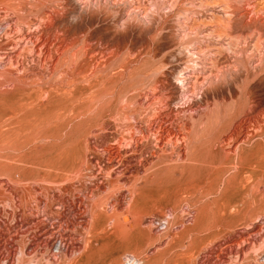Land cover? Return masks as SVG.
<instances>
[{
    "label": "rangeland",
    "instance_id": "374dc122",
    "mask_svg": "<svg viewBox=\"0 0 264 264\" xmlns=\"http://www.w3.org/2000/svg\"><path fill=\"white\" fill-rule=\"evenodd\" d=\"M18 1L22 5L21 11H12L11 20L24 18L21 20L35 21L46 13L51 14L57 10L61 14L59 17L53 14L54 29L57 27L63 31L66 39H76V45L79 46L85 37H90L91 45L96 50L114 54L106 66L102 64L97 71V75L100 76L109 72L108 79H101L105 87L103 85L99 88L100 83L97 86L99 91L97 87L80 90L78 95H82L84 99L111 93L113 95L111 99L109 98V103L121 108L126 106L128 98L137 97L139 86L142 87L143 93L158 88V97L159 95L164 97V93L170 97L171 116L180 114L185 119H189L191 114L194 115V120L191 122L197 123L195 130L198 132L203 127L213 128L219 123L218 117H221L225 110L243 99V95L238 93L236 97L225 99L221 105L219 104L220 106L214 105L213 98L217 96L215 94L219 88L211 90L210 87L225 78L229 82L226 86H219L220 88L229 89L228 85L231 82L238 92L241 91L238 88L247 87L248 93H251L248 95L249 107L243 110L237 121L243 118L250 123L259 119L264 112V0H10L9 5H15ZM36 14H40L39 17ZM90 21L93 23L90 24ZM0 27L2 28L1 22ZM1 28L0 36L3 33ZM188 62H219L220 64L217 63V70H213V75L210 74L209 69L201 74L198 72L192 74L190 70H186ZM2 69L0 67V73L4 70ZM164 72H166L165 77ZM235 72H238L239 76ZM118 74L122 75L119 77ZM87 75H89L88 71L80 77L84 78ZM182 76L185 77L184 86H181L179 81ZM56 80L55 77L46 88L53 89ZM139 82L140 84L144 82L145 85H140ZM13 83H16L15 76L7 78L6 82L0 77V103L2 102L0 108H3L0 109V114L12 106V99L9 100V97L4 101V98L12 93ZM77 83L81 86L85 84L81 80ZM30 88L32 86L22 85L18 95L27 92L28 89L32 90ZM71 90L74 89L64 87L60 94H67ZM202 97L209 100V107L202 105L204 104L201 103ZM197 101H200L199 104ZM89 103L85 100L66 112L60 111L62 113L59 112L60 115L51 114L53 118L49 124L44 125L48 128L41 136L36 133H39L43 126H32L30 131L25 132L24 137L17 140L20 153H13L12 149L10 150L16 145L15 136L9 135V140L5 136L7 125H0V136L1 133L4 136L0 137V182L7 181L9 173L12 174V170L4 166L16 164L17 157V160L23 158L26 161L24 165L26 167L37 164L39 157H49V162H43V166L37 169L44 170L43 167L65 165L68 166L67 176L72 175L74 165L83 164L87 157L95 159L96 156L91 155L93 153L89 152L87 147H97L103 141L111 142L120 132L114 131L113 126L109 127L110 124L106 126L108 127L106 130L93 126L92 124L98 119L97 111L102 104ZM88 108L90 110L94 108L92 113H85ZM116 114L117 111L111 117L114 118ZM57 116L62 117L63 121ZM138 126L147 133L144 124ZM217 132V128L212 129L207 136H204L207 140L204 137L195 140L197 142H194V145L197 143L202 146L190 151V155L188 154L183 161L176 160L174 156L165 163L166 168L164 163L154 161L147 167L150 175L147 184L140 183L136 188L139 192L129 194L128 190L118 189L109 193L97 212L95 227L85 236L87 241L82 242L85 249L74 254L69 260H64L61 256L58 264H123V258L127 255L138 258L143 264H219L221 255L227 254L226 251H221L222 244L237 240L245 227L260 226V223L264 222V134L252 140L250 146L244 147L242 154L250 151L249 154L242 157L238 153L229 161L223 154L209 155L214 144L212 137ZM43 143L49 147L40 148L37 152H29L34 144L43 147ZM152 146L151 139L148 148ZM99 156L105 158L103 154ZM137 158L142 157L141 155L134 157ZM134 159L131 161L134 162ZM146 159L149 157L146 156ZM193 166L196 168L192 169ZM239 168H243V171L237 174L234 170L238 171ZM158 176L162 178L159 180ZM26 178L31 186L35 184L37 176L29 170ZM149 185L153 188L150 189ZM177 188L183 191L176 192ZM127 193L137 197L132 204L135 220L128 209L115 212L106 209L109 208L110 203L118 200H122L125 207V204L130 202ZM169 212L174 214V217H171L173 220L167 219L171 221L170 227L162 224ZM65 216L71 218L73 216L71 210L66 212ZM5 218L3 215L0 216V235L5 231L7 233L8 224L9 227L14 226L13 222ZM151 222L154 224H150ZM59 229V224H55L53 230L55 234L60 231ZM4 245L5 241L0 240V250L6 252ZM58 247L54 253H58ZM251 257H254V254H251ZM262 261L264 262V259L258 263L264 264ZM248 263L258 264L254 260Z\"/></svg>",
    "mask_w": 264,
    "mask_h": 264
},
{
    "label": "bare ground",
    "instance_id": "6f19581e",
    "mask_svg": "<svg viewBox=\"0 0 264 264\" xmlns=\"http://www.w3.org/2000/svg\"><path fill=\"white\" fill-rule=\"evenodd\" d=\"M9 3L10 0H0V22L3 28L0 27L3 30L0 36V67L4 69H2L3 71H1L0 77L6 82L7 78L9 79L11 76H15L16 83H13L12 93L4 98L5 101L10 97L9 100L12 99L11 102L13 103L11 107L4 110L3 113L1 112L0 125L5 124L8 127L5 133L6 137L9 138V135L15 136L16 145H14L13 148L9 147L10 150L12 149L13 153H20L21 149L17 147V140L24 137L26 135L25 132L30 131L32 126H43L40 132L36 133L41 136L44 130L48 128L44 125L49 124L50 120L53 118L51 114H59L60 111L66 112V110L73 108L76 104L85 100L90 103L99 102L102 104H100L101 107L97 111L98 119L92 124L93 126H99L102 127V130H106V128L108 129L106 126L110 124L109 127L113 126L115 129L114 131L120 133L119 135L117 134L118 137L116 136V138H113L111 142L103 141L99 146L93 148L88 146L87 150L93 153L91 155L96 156L95 159L87 157V160H85L83 164L74 165L71 176H67L68 166L65 165L63 167H43L44 170L37 169L43 166V162H49V157H39L37 164L30 163L32 164L30 167L24 166L26 161H24L23 158L17 160V157L16 164H6L4 166L8 170H12V174L10 175L9 173L7 181L0 182V216L3 215L6 217L5 219L13 222L14 226L12 228L9 227L8 224V226H6L7 233L5 231V235H0V240L5 241L3 248L5 247L4 250L6 251L3 252V249L0 250V264H58L61 256L64 260H69L74 254L85 249L83 248L82 242H85L87 239H85V236L95 227L97 223V212L102 205V201L109 193L118 189L128 190L129 194L132 192H139V190L136 189L139 186L138 184H147V180L150 177L147 171L148 166L158 160L160 164L164 163L165 167V163L174 156L176 160L183 161L190 151L199 149L200 146H202L197 143L194 145V142H197L195 140L199 137L203 138L207 136L212 129L216 130L217 128L218 132L212 137L214 138V144L212 142L213 146L209 155L223 154L228 157L227 160L229 161L232 160L234 156L236 157L238 153L241 154L242 157L249 154L250 151H246L242 154L244 147L250 146L252 140L260 136V134H264V112L261 113L259 119L257 118L255 121H250V123H248L249 120L246 121L243 118L237 121L243 110L249 107L250 98L248 95L250 92L248 93L249 89L247 87L242 89L238 88L241 90L238 92V90L234 88V83L231 82L228 85V88L230 87L229 89H227V87L224 89L220 88L219 86H226L228 84L229 81L225 80V78L220 79L221 81H218V83H215L216 85L210 87L211 90H217V88H219L215 94L217 96L213 98L214 102L213 99H211L214 105L217 107L219 104L221 105V102L225 99L231 96L236 97L238 93L243 95V99L238 103L235 102L236 105H232V107L225 110L224 114L218 117L219 123L213 128H201V126L198 132L195 130L197 123H194V121L193 123L191 122L194 120V115L192 116L191 114V118L189 119H185L180 114H176L174 117L171 116L169 107L170 97L165 93L164 97H161V95L158 97V88L153 90L150 89L151 91L143 93L142 87L139 86L140 91H138L137 97L133 98V96L132 98H128V100L125 99L127 100V104L121 108H116L117 106L114 107V105L109 103V98L113 95L111 93L105 95L98 94L95 97L87 99L85 97L84 99L82 95H78L80 90L95 88L101 83V79H108L109 72L100 76L97 75V71L102 64H104L105 67L114 54L107 53V51L104 50H96L95 47L91 45L90 37H85L84 41H82L83 43L79 46L76 45V39H66V35L63 31L57 27L54 29L55 16L53 18V14L57 17L61 14L57 10L51 14L46 13L43 17L41 16V18H35L37 19L35 21L32 19L22 21L24 18H21L22 20L18 18L15 21L10 19V17H12L10 14H12L11 12L14 10L21 11L22 5L20 1L16 2L15 5H9ZM89 23L91 24L93 21ZM217 63L219 62H188L186 70H190L192 74H196V72L201 74V72L204 73L205 70L209 69L210 74L213 75V70H217ZM126 70H128V68H126ZM87 71L89 75L81 78L80 76ZM166 72H164V77L166 76ZM239 74H241V72ZM239 74L237 75L239 76ZM121 75L122 74H118L119 77ZM55 77L57 80L54 82L55 84H53L55 86H52L53 89H50V87L46 88ZM182 77L183 78H180L179 81L181 86H184L185 77ZM80 80L86 85H79L80 83L78 84L77 82ZM147 82L146 84H148ZM258 82L259 81H257V84ZM143 84L144 82L140 85ZM22 85H30V87L32 86V88H30L32 90L28 89L27 92L22 91L23 93L18 95ZM103 85L104 82L99 85V88ZM147 86H145V88ZM64 87L73 88L74 90H71L67 94H60V91H62ZM99 88L98 91L100 90ZM7 89L9 88L7 87ZM101 90L103 89L101 88ZM114 90L115 88H113L112 91ZM23 102L26 103L23 104ZM201 103H204L202 105H206L205 107L210 106V102L206 98L202 97ZM214 105L213 107H215ZM192 107L193 106H191V108ZM0 109L2 110L3 108ZM93 109L86 110L85 113H92L91 111ZM116 111L117 114L114 118L111 117ZM6 117H8V119H6ZM57 118L62 120L60 116H57ZM69 121H73V119H69ZM139 124H144L147 127V133H144L140 129L141 127L139 128ZM92 135H94V133ZM2 136L1 133L0 137ZM151 139L153 140V146L148 148ZM206 140L205 144L207 143ZM191 144L193 145L191 146ZM47 147L49 146L45 144L43 147L34 144L29 152H37L38 149H46ZM100 154L105 155V158H101V156H99ZM137 155H141L143 159H134ZM19 156L21 155L19 154ZM146 156H148L150 160L146 159ZM194 156L196 157V154ZM239 157L238 159L241 158ZM194 158L192 157V159ZM133 159L135 160L134 162L131 161ZM186 160H188V158ZM202 166H204V164ZM195 168L193 166L192 169ZM29 170H32L37 176V178H35V184L31 186L27 183L26 178V173ZM85 171L88 173H85ZM234 171L239 174L243 171V168ZM187 174L189 173L187 172ZM161 175L163 176L164 174ZM190 175H192V173ZM161 178L162 177H160L159 180ZM152 188L151 186L150 189ZM180 190L181 189L177 188L176 192ZM49 191L51 192L48 194ZM126 195H128V193ZM136 200V196H130V202L128 204L126 203L125 207L122 200H118L115 203H113V201L109 204V208L106 209H110V211L114 212L120 209H124L125 211L128 209L131 211V216L134 219L132 204ZM146 206H148V204ZM69 210H71L73 214L71 218L65 216L66 212ZM106 211L107 210H105V212ZM171 217H174V214L169 212L165 216L162 224L170 227L171 221H167V219L170 218L173 220ZM152 223L154 224V222L150 224ZM55 224H59L60 227V231H58L57 234L53 231L55 229ZM260 224V226L255 227L252 225L248 226V228L245 227L237 240L230 241L226 244L221 243L222 245L220 248L223 250H220L222 252L226 251L227 254L224 255L223 253V255H221L219 264H245L250 262V260H254L255 263H258L260 260L264 259V222ZM11 230H13L12 233ZM57 247L58 253H54ZM251 254H254V257H251ZM262 263L264 262L262 261Z\"/></svg>",
    "mask_w": 264,
    "mask_h": 264
},
{
    "label": "built area",
    "instance_id": "2783aa9c",
    "mask_svg": "<svg viewBox=\"0 0 264 264\" xmlns=\"http://www.w3.org/2000/svg\"><path fill=\"white\" fill-rule=\"evenodd\" d=\"M123 264H143V262L134 256L127 255L123 258Z\"/></svg>",
    "mask_w": 264,
    "mask_h": 264
}]
</instances>
